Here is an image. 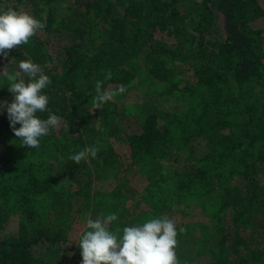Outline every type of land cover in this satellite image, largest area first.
<instances>
[{
  "label": "trees",
  "instance_id": "obj_1",
  "mask_svg": "<svg viewBox=\"0 0 264 264\" xmlns=\"http://www.w3.org/2000/svg\"><path fill=\"white\" fill-rule=\"evenodd\" d=\"M262 18L0 0V264H264Z\"/></svg>",
  "mask_w": 264,
  "mask_h": 264
},
{
  "label": "rangeland",
  "instance_id": "obj_2",
  "mask_svg": "<svg viewBox=\"0 0 264 264\" xmlns=\"http://www.w3.org/2000/svg\"><path fill=\"white\" fill-rule=\"evenodd\" d=\"M259 1H260L261 5H262V7H263V11H264V0H259ZM12 3H13V2H10V1H9L8 4L11 5ZM254 26H255V27H259V28H264V18L257 20V21L254 23ZM4 51H5V54H4V56L0 59V64H2V61H3V63H4V62H9V61H10V58H11L10 54H11V55L13 54V51H12L11 49H10V50L5 49ZM6 51H7V52H6ZM115 147H116L117 152H118L119 155H120V158L122 159V146H120L119 144L115 143ZM198 150H199V149H198ZM137 184H138V183L134 182L132 185H134L135 187L138 188ZM177 216H178V212H176V213L173 212L172 214L169 215V218H177ZM190 217H193V216H190ZM78 220H79L80 222H82V219H81V220L78 219ZM79 221H77V222H79ZM79 230H80V229L78 228V225L75 223V224L72 226L70 233H71V235H74L75 233L79 232ZM188 249H191V248H190L189 246L185 247V250H188ZM62 253H63V254L67 253V256L65 255L64 258H62V256H61V255H63ZM70 253H71V252H67L65 249H63V250L60 252V256H61V258H62L61 260H62V262H63L62 264H69V262H68V258H69ZM58 260H59L58 263H57V262H54V263L50 262V263H48V264H61L60 258H58Z\"/></svg>",
  "mask_w": 264,
  "mask_h": 264
}]
</instances>
